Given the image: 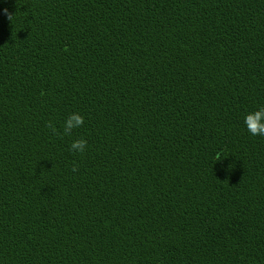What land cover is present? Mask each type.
<instances>
[{
    "label": "trees",
    "instance_id": "trees-1",
    "mask_svg": "<svg viewBox=\"0 0 264 264\" xmlns=\"http://www.w3.org/2000/svg\"><path fill=\"white\" fill-rule=\"evenodd\" d=\"M260 107L264 0H0V264H264Z\"/></svg>",
    "mask_w": 264,
    "mask_h": 264
},
{
    "label": "clouds",
    "instance_id": "clouds-1",
    "mask_svg": "<svg viewBox=\"0 0 264 264\" xmlns=\"http://www.w3.org/2000/svg\"><path fill=\"white\" fill-rule=\"evenodd\" d=\"M11 19V17H9ZM84 123V118L79 113H70L63 125V135L69 136L74 129L80 128ZM244 124L247 132L252 136H259L264 138V107H260L257 111L248 113L244 117ZM47 128L51 129L54 134L57 133V129L51 121L46 123ZM87 141L83 138L74 140L70 146L69 151L74 154H83L87 148ZM217 161L220 160L219 156L216 157ZM71 170L73 172L78 171V165L75 162L72 165Z\"/></svg>",
    "mask_w": 264,
    "mask_h": 264
}]
</instances>
